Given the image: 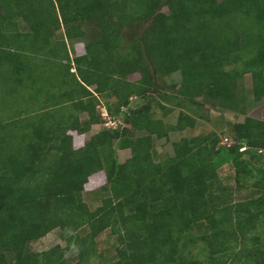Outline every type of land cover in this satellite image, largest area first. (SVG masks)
Instances as JSON below:
<instances>
[{
    "label": "trees",
    "instance_id": "obj_1",
    "mask_svg": "<svg viewBox=\"0 0 264 264\" xmlns=\"http://www.w3.org/2000/svg\"><path fill=\"white\" fill-rule=\"evenodd\" d=\"M135 21L148 25L127 41L123 28ZM88 35L84 53L71 58L65 39ZM38 59L62 68L51 73ZM177 72L181 107L203 98L238 113L246 74L253 99L264 98V0H0V84L8 93L22 86L25 114L0 122V264H69L72 248L73 264H98L96 238L106 229L116 241L109 264H264V121L246 115L233 123L229 147L213 133L184 137L172 156L152 160L154 138L168 141L195 124L183 111L174 125L151 116L156 76ZM103 94L115 99L109 113L126 108V122L145 135L103 129L74 148L70 131L82 135L102 122L95 95ZM133 96L143 104L131 109ZM116 139L130 151L123 162ZM225 164L237 184L257 178L261 194L233 203L218 177ZM100 171L109 195L90 210L82 192ZM57 228L64 247L31 251ZM199 247L204 262L193 253Z\"/></svg>",
    "mask_w": 264,
    "mask_h": 264
},
{
    "label": "rangeland",
    "instance_id": "obj_2",
    "mask_svg": "<svg viewBox=\"0 0 264 264\" xmlns=\"http://www.w3.org/2000/svg\"><path fill=\"white\" fill-rule=\"evenodd\" d=\"M160 10L163 13H168V9L165 6L162 7ZM88 24L90 26H83L84 30L91 27L92 24ZM147 25L148 23L135 21L133 25L125 26L123 28V36L126 38L127 41H129L131 38L139 37L140 35H142ZM23 29L24 28L22 27V30ZM61 33L62 32H60L56 37L60 38V35H62ZM88 39L89 35L84 37L83 39H65L68 51L71 52V58H74L78 54L84 53V45L85 43H87ZM125 44L126 43L124 42L120 46L122 51L125 50ZM42 60L43 59H40L39 61L41 63H44L43 65L44 67H46L44 68V70H48L51 73L53 72V70L60 71V69L62 68L60 62H52V60L42 62ZM41 63H39L40 70H42L43 68ZM231 67L232 66L226 65L225 69L229 70ZM137 79H139L138 74H131L128 76L129 81L133 82ZM180 82L181 75L179 72L164 77L158 75L156 76L155 86L150 90L148 94L150 98H153L148 105L150 107L151 116L154 120H161L164 125H174L176 123L178 114L183 111L185 113H188V115H190V117H192V119L195 121L193 128H186L182 131L169 132L168 141H166L165 139H153L152 160L155 163H160L172 156V143L178 142L184 137L189 138L195 136H206L208 134L213 133L219 137L218 146L227 147V144L231 143L232 145L234 143L231 134V125L233 123L242 122L246 115L264 121V98L260 100L253 99L250 91V74H246L242 81L238 84V87L241 90V94L243 95L245 100V102L241 106V109L237 111L238 113H233L232 111L216 107L210 100H205L203 98L197 99L196 106L181 107L177 105L176 102L178 101L174 98V95L176 94V89L178 88ZM0 83H2V85L4 83L2 78L0 79ZM172 84H174V88L172 87ZM2 85L0 84V122L4 123L9 120L25 116L24 113H21L22 109L24 108L22 101V86L19 87V90L12 93H8L7 91L5 92ZM56 90L57 89H55V91ZM160 95H165L167 97V100H164L163 97L160 98ZM95 96L97 100L95 111L101 119L102 109L104 107L106 108V104L114 103L115 99L108 96L107 94ZM40 98L41 97H39V99ZM43 99L44 98H42V100ZM131 99V109H134L135 107H138L139 105L143 104V101L140 100V97L138 98L133 96ZM162 105L166 107V110L160 109V106ZM128 111L126 114H128ZM67 112H69V110ZM121 113L123 114L125 112ZM121 113L117 115L121 122L117 129H126L128 131L127 137L130 138H137L142 135H145L144 131H134L133 128H131L130 125L126 122L125 114L122 115ZM76 115L80 121H84L87 119L86 113H76ZM101 130H103V127L101 126V123H99L92 125L90 130L82 135H79L74 131H70L69 134L73 137L74 148L82 147L85 142H87L93 135L100 132ZM224 139L228 140L225 142ZM113 146L116 150V154L120 162H123L124 160L130 157V151L125 147L121 139L114 140ZM242 148L247 147L242 146ZM258 152L261 153V155L264 157V149L258 150ZM244 158L247 159V156H245ZM234 175V168L230 164H225L218 170L220 186L226 188V194L231 196L233 203L244 201L248 199L251 195L257 196L258 194H261L262 190H257L253 187V183L254 181H256L257 178H247L245 181L241 180L240 184H237L235 182ZM243 184L248 186L244 187ZM105 185L106 178L105 174L102 171L94 173L89 177L88 182L84 186L82 198L90 210H94L99 207L102 203V200L109 195V193L104 191L102 188ZM82 234L84 233L82 232ZM194 234H196V232H194ZM55 245H60L61 247H64L66 245L65 236L62 231L58 228L50 231L44 237L32 242L29 247L31 251L42 252L54 247ZM115 246V236L110 233L109 229H106L96 238V248L98 256L95 258V262L98 261V264H109V262H111L115 256ZM198 246H201V244H199ZM192 250L200 262L205 261L206 254L204 250L200 249V247L198 249L192 248ZM67 260L69 264H73L76 262V248L70 249L67 254Z\"/></svg>",
    "mask_w": 264,
    "mask_h": 264
},
{
    "label": "built area",
    "instance_id": "obj_3",
    "mask_svg": "<svg viewBox=\"0 0 264 264\" xmlns=\"http://www.w3.org/2000/svg\"><path fill=\"white\" fill-rule=\"evenodd\" d=\"M122 112H126V108H122ZM101 126L103 129L113 130L117 129V127L121 124L119 117L110 114L107 109L104 107L101 112ZM225 142L228 139H224ZM231 146V143L227 144V147ZM245 148H241L240 151H243Z\"/></svg>",
    "mask_w": 264,
    "mask_h": 264
},
{
    "label": "crops",
    "instance_id": "obj_4",
    "mask_svg": "<svg viewBox=\"0 0 264 264\" xmlns=\"http://www.w3.org/2000/svg\"><path fill=\"white\" fill-rule=\"evenodd\" d=\"M69 52V55L71 54V52L70 51H68Z\"/></svg>",
    "mask_w": 264,
    "mask_h": 264
}]
</instances>
